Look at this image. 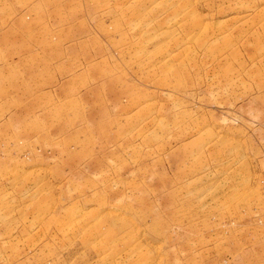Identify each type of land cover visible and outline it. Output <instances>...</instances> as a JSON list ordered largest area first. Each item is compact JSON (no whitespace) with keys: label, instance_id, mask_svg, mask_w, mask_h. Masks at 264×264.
I'll use <instances>...</instances> for the list:
<instances>
[{"label":"rangeland","instance_id":"rangeland-1","mask_svg":"<svg viewBox=\"0 0 264 264\" xmlns=\"http://www.w3.org/2000/svg\"><path fill=\"white\" fill-rule=\"evenodd\" d=\"M264 0H0V264H264Z\"/></svg>","mask_w":264,"mask_h":264},{"label":"built area","instance_id":"built-area-1","mask_svg":"<svg viewBox=\"0 0 264 264\" xmlns=\"http://www.w3.org/2000/svg\"><path fill=\"white\" fill-rule=\"evenodd\" d=\"M262 184H263V188H264V181H262Z\"/></svg>","mask_w":264,"mask_h":264}]
</instances>
